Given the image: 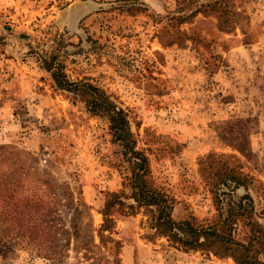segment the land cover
<instances>
[{"label": "rangeland", "instance_id": "374dc122", "mask_svg": "<svg viewBox=\"0 0 264 264\" xmlns=\"http://www.w3.org/2000/svg\"><path fill=\"white\" fill-rule=\"evenodd\" d=\"M227 8L229 23L240 26L223 34L217 14ZM53 72L101 88L129 112L155 184L179 201L175 219L214 217L199 160L223 152L238 155L256 179L249 187L221 188L223 220L243 201L253 222L264 226V116L254 119L259 110L264 114V0H0V147L11 148L4 157L21 152L50 183L43 193L55 201L57 227L81 228L78 236L61 237L69 244L61 262L21 246L6 253L13 234L0 221V264H113L112 243L97 249L102 210L113 192L133 203L126 199L129 164L108 116L92 114L90 95L63 90ZM231 127L246 136L225 143ZM247 195L253 210L242 200ZM112 214L111 237L122 243L123 264H236L178 250L165 238L146 239L143 209ZM246 225L231 228L234 238H249ZM259 259L264 262V254Z\"/></svg>", "mask_w": 264, "mask_h": 264}, {"label": "trees", "instance_id": "16d2710c", "mask_svg": "<svg viewBox=\"0 0 264 264\" xmlns=\"http://www.w3.org/2000/svg\"><path fill=\"white\" fill-rule=\"evenodd\" d=\"M230 10L227 8L217 14L219 18L223 17V34L231 33L240 26L237 22L229 23ZM242 14L244 12L233 15L239 17ZM184 34V32H179L180 36ZM227 65L228 61H224L223 66ZM49 69H51L50 66ZM53 75L56 83L63 90L81 91L85 95H90L87 107L92 114L108 116L110 131L114 140L122 147L123 156L129 164L131 192L126 199L133 200V203L124 201L123 195L119 192L110 193L102 210L103 224L98 230L100 245L97 249L99 251L105 249L108 241L116 248L113 264H123L120 258L123 246L121 242L111 237L117 226L112 213L116 210L122 215L132 216L142 209L147 214V220L142 223V226L147 230L145 238L150 241L165 238L171 247L184 252L202 251L219 258H231L236 264H264L259 259V255L264 254V226L253 222V217L249 215L248 208L244 207L243 201H240L237 212L232 210L223 220L221 188L223 186H234V189L242 186L249 187L256 180L250 174L245 173L238 155L211 152L200 158L199 176L204 187L213 197L216 214L213 218L206 220H200L193 215L177 220L173 212L179 201L166 188L155 184L148 154L137 149L139 135L132 130L129 112L119 107L110 95L95 85L85 81L70 82L68 77L61 72H53ZM260 112L259 110L255 120L264 116V114L259 115ZM249 116H251L250 111ZM242 122L239 120V123L245 126ZM244 131L247 129L245 128ZM244 133L234 132L231 127L225 133L226 136H223V141L230 143L240 136L245 137ZM8 149L11 148L0 147V221L3 227L8 226L7 232L13 234L10 236L12 245L6 253L11 252L13 247L21 246L31 248L34 252L37 251V254L45 259L62 262L69 244L63 245L61 237L65 234L69 237L73 234L78 236L81 228L75 226L65 231L57 227L55 209H53L55 201L43 193L45 192L44 185L50 183L41 179L34 171V167L23 161L21 152H9L4 157V152ZM3 165H6L5 169L2 168ZM32 178L38 183L34 184ZM259 187H264V184L260 183ZM244 199H249L248 206L253 210V198L247 195L242 200ZM240 222L250 227V236L245 242L234 238V233L231 231V228ZM74 223L76 224L77 221ZM223 224L230 228V230L227 228V233L223 231ZM2 243L0 239V245ZM30 244H33V247H29ZM108 262L111 264V261Z\"/></svg>", "mask_w": 264, "mask_h": 264}, {"label": "crops", "instance_id": "0c3cea01", "mask_svg": "<svg viewBox=\"0 0 264 264\" xmlns=\"http://www.w3.org/2000/svg\"><path fill=\"white\" fill-rule=\"evenodd\" d=\"M260 49H262V48H260ZM247 53V52H246ZM232 58V57H231ZM227 59V58H226ZM227 61H228V65L225 67V68H223V72H225L226 70L228 71V72H226V75H229V74H231V72H232V69L229 67L230 65H229V60L227 59ZM231 67H235V66H231ZM231 70V71H230ZM234 72V71H233ZM234 87V86H233ZM236 89V86H235V88H234V90ZM231 103V102H230Z\"/></svg>", "mask_w": 264, "mask_h": 264}]
</instances>
